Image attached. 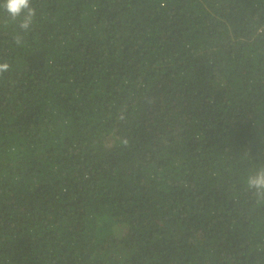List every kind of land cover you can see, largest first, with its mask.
<instances>
[{
  "label": "trees",
  "instance_id": "1",
  "mask_svg": "<svg viewBox=\"0 0 264 264\" xmlns=\"http://www.w3.org/2000/svg\"><path fill=\"white\" fill-rule=\"evenodd\" d=\"M32 5L19 46L0 8V264H264V0Z\"/></svg>",
  "mask_w": 264,
  "mask_h": 264
},
{
  "label": "clouds",
  "instance_id": "2",
  "mask_svg": "<svg viewBox=\"0 0 264 264\" xmlns=\"http://www.w3.org/2000/svg\"><path fill=\"white\" fill-rule=\"evenodd\" d=\"M0 8L6 14V18L10 21H19L17 32L13 40L16 45L23 43L22 33H27L34 23L36 17V8L32 5V0H0ZM10 68L7 62L0 63V76L6 73ZM126 144L127 141L125 140ZM247 189L258 201H264V167L256 169L253 173L246 177Z\"/></svg>",
  "mask_w": 264,
  "mask_h": 264
}]
</instances>
